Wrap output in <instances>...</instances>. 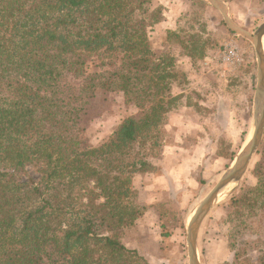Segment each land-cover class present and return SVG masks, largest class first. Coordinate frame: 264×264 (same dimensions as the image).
Segmentation results:
<instances>
[{"label": "trees", "instance_id": "1", "mask_svg": "<svg viewBox=\"0 0 264 264\" xmlns=\"http://www.w3.org/2000/svg\"><path fill=\"white\" fill-rule=\"evenodd\" d=\"M152 1L0 0V264H151L124 242L146 210L133 180L156 170L169 117L186 98L174 90L187 83L174 57L150 45L164 20ZM176 39L194 62L217 48L203 31ZM101 51L121 65L88 74ZM99 88L123 93L138 114L87 148L71 130ZM257 156L254 183L229 197L234 236L264 219V139ZM235 258L264 264V254L238 248Z\"/></svg>", "mask_w": 264, "mask_h": 264}, {"label": "rangeland", "instance_id": "2", "mask_svg": "<svg viewBox=\"0 0 264 264\" xmlns=\"http://www.w3.org/2000/svg\"><path fill=\"white\" fill-rule=\"evenodd\" d=\"M217 1L223 4L222 10L229 21L250 36L264 23V4L258 0ZM151 6L162 7L164 20L161 26L149 33L150 45L157 54L174 57L177 73L187 80L186 84L181 81L180 87L174 90V94L183 91L186 98L181 100L177 111L168 120L165 146H171V149H162L157 159H171L172 152L178 147L183 150V153L179 151V159L184 160L195 142L202 143L198 140L200 136L208 138L203 143L207 151L204 157H199L202 152L199 148L194 153L195 161L187 163V168L198 169L191 171V178L184 180L181 174H172L171 178L167 176L160 185L157 184L162 187L161 191L166 188L168 192L159 195L158 203L151 208L143 205L146 195L137 183V203L146 210L135 228L125 236L124 242L131 249L138 248L145 257L144 251L150 253L153 256L148 258L151 264H188L185 226L196 207L232 164L231 161L245 148L254 129L256 57L250 40L230 30L222 11L203 0H153ZM189 31L205 32L217 48L209 51L203 60L191 61L182 43L176 39L184 38ZM230 46L236 48L235 55L224 62L225 48ZM120 60L119 54L108 55L101 51L88 59L87 73L104 76L115 71L121 65ZM68 82L73 86L82 85V79L69 78ZM85 107L87 111L82 113V118L71 131L87 148L99 147L124 120L138 114L131 102H125L123 93L103 88L96 90ZM215 150L222 157H228L225 165L218 160ZM257 152L237 187L224 194L205 217L197 240L200 264H233L237 261V248L246 250L252 259L264 254V219L255 220L253 229L248 225L244 230L240 229L237 236L226 221L232 192L243 183H254L250 173L258 160ZM154 172L162 174L159 167ZM159 254L164 258L158 260Z\"/></svg>", "mask_w": 264, "mask_h": 264}, {"label": "water", "instance_id": "3", "mask_svg": "<svg viewBox=\"0 0 264 264\" xmlns=\"http://www.w3.org/2000/svg\"><path fill=\"white\" fill-rule=\"evenodd\" d=\"M203 1L221 10L228 28L248 38L253 45L256 57V86L253 98L254 129L245 148L232 161V164L220 177L209 194L196 207L185 226L188 264H200L197 247L200 227L210 210L223 197L222 193L229 187H231V189L233 187L236 188L246 174L253 156L261 145L264 134V23L255 30L252 36H250L244 31L237 29L229 21L226 12L222 10L223 4L219 3L217 0Z\"/></svg>", "mask_w": 264, "mask_h": 264}, {"label": "crops", "instance_id": "4", "mask_svg": "<svg viewBox=\"0 0 264 264\" xmlns=\"http://www.w3.org/2000/svg\"><path fill=\"white\" fill-rule=\"evenodd\" d=\"M159 26H161V24ZM207 136L209 137V135H207ZM209 139H210V137H209ZM198 140H200L202 143L195 142L192 145L193 146L192 150H190V153H188L189 155L186 158H184V160L183 159H179L180 152L183 153V150L182 149H178V147H176L175 150L172 152L173 156H172L171 159L167 158L166 160H164V158H162L161 160H164V161H160V159H157L158 158L157 157L156 159L152 160L151 162H152L153 166L156 169L159 167L160 170L162 171V174H155L156 172H152V173H147V174H144V175H139V176H136L134 178V180H133L134 189L137 191L138 190L137 186H138V184H140V186H141V188L143 190V193L146 195L145 200H144L145 202H143L144 206H146L148 208H151L155 203H158L156 201L158 200L159 195L165 194V192H168L166 190V188H163V190L161 191L162 187L158 186V185L161 184L160 181L163 180L164 178H167V176L169 178H171L172 174H181V176H180L181 179L185 180L187 178H191L192 177L191 171L192 172H194L195 170L198 171V169L194 170L193 168L192 169L191 168L190 169L187 168V166H188L187 163L188 162L195 161V154H196V151L199 150V148L202 149V152L199 154V157L200 156L204 157L206 155L205 153L207 151V149H206L207 146H206V144H204V146H203V143H204L205 140L208 141V138L200 136V138H198ZM173 146H175V144ZM165 147L163 149H169V150L171 149V146L166 147V148ZM214 153L217 156L218 160L223 163V165H225L226 162L229 160L228 157L225 158V157H222L221 155H219L216 150H215ZM201 160H202V158L200 159V161ZM183 161H186V162H183ZM165 164H167L168 166H173V167L172 168H168V167L165 166ZM197 175H200V176L203 177L204 174H197ZM184 184H186V183H184ZM155 195H157L156 198H154ZM146 201H148V202H146ZM159 226L161 227V225H159ZM143 253L146 255L147 258H153V256L150 253H146L145 251ZM160 254L156 257V258H158V260L160 258L161 259L164 258L163 256H160ZM160 263L164 264L163 262H160Z\"/></svg>", "mask_w": 264, "mask_h": 264}, {"label": "built area", "instance_id": "5", "mask_svg": "<svg viewBox=\"0 0 264 264\" xmlns=\"http://www.w3.org/2000/svg\"><path fill=\"white\" fill-rule=\"evenodd\" d=\"M235 51H236V48L233 47V46H230L229 48H225V53L224 54H226V55L223 56V61L227 62L230 59H232L233 56L235 55Z\"/></svg>", "mask_w": 264, "mask_h": 264}, {"label": "bare ground", "instance_id": "6", "mask_svg": "<svg viewBox=\"0 0 264 264\" xmlns=\"http://www.w3.org/2000/svg\"><path fill=\"white\" fill-rule=\"evenodd\" d=\"M230 189H231V187H229L227 190H225L224 193H222V195L226 194V192H228ZM222 195H221V196H222ZM221 196H220V197H221Z\"/></svg>", "mask_w": 264, "mask_h": 264}]
</instances>
